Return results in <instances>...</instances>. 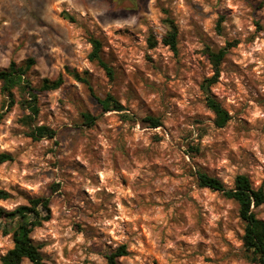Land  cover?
Wrapping results in <instances>:
<instances>
[{
    "label": "clouds",
    "instance_id": "clouds-1",
    "mask_svg": "<svg viewBox=\"0 0 264 264\" xmlns=\"http://www.w3.org/2000/svg\"><path fill=\"white\" fill-rule=\"evenodd\" d=\"M0 264H264V0H0Z\"/></svg>",
    "mask_w": 264,
    "mask_h": 264
}]
</instances>
